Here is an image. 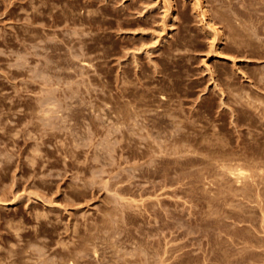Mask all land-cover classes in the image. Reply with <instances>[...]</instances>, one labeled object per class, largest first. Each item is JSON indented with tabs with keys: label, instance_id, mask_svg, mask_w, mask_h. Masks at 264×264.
I'll use <instances>...</instances> for the list:
<instances>
[{
	"label": "rangeland",
	"instance_id": "rangeland-1",
	"mask_svg": "<svg viewBox=\"0 0 264 264\" xmlns=\"http://www.w3.org/2000/svg\"><path fill=\"white\" fill-rule=\"evenodd\" d=\"M202 2L0 0V264H264V0Z\"/></svg>",
	"mask_w": 264,
	"mask_h": 264
},
{
	"label": "bare ground",
	"instance_id": "bare-ground-1",
	"mask_svg": "<svg viewBox=\"0 0 264 264\" xmlns=\"http://www.w3.org/2000/svg\"><path fill=\"white\" fill-rule=\"evenodd\" d=\"M168 1H169V0H168ZM193 1H194L195 4L198 6V9H200V12H199V13L203 16V18H205V16H206V10H205V8H204V6H203V4H202V3H203L202 0H193ZM166 2H167V1H166ZM169 3H170V2H169ZM168 5H169V4H168ZM210 27H211V26H210ZM213 27H214V26H212V29L214 30V32H216V33L219 34L220 32H217V31H218L217 28H215V27L213 28ZM216 33H215V34H216ZM68 69H69V68H68ZM74 69H75V68H74ZM76 71H77V70H76ZM39 102H40V101H39ZM119 103H120V102H119ZM135 105H136V104H135ZM134 107H135V110L138 108V107L136 108V106H134ZM134 107H133V108H134ZM158 109H159V108H158ZM162 109H163V108H162ZM162 109L158 110L157 115H159V120H160V121H166L167 118H165V114H167V113H166L165 110L162 111ZM137 110H138V109H137ZM74 111H75V110H74ZM110 111H112V110H110ZM145 111H146V110H145ZM148 111H149V110H148ZM114 112H115V113H113V114H115V115H113V114L111 113V116H112V115L115 116V117H114L115 119L120 120L121 118H123V117H121V115H120L121 112H119V111L117 112L116 110H115ZM133 112L135 113V111H133ZM136 112H137V111H136ZM168 112H169V111H168ZM138 113H139V112H138ZM136 114H137V113H136ZM136 114H135V115H136ZM160 114L163 115L164 117H161V118H160ZM172 114H173V113H172ZM124 115H125V114H124ZM124 115H123V116H124ZM109 117H110V116H109ZM157 118H158V116H157ZM157 118H156V119H157ZM169 120H170V119H168V121H169ZM173 120H174V119H173ZM170 121H171V120H170ZM240 157H241V156H240ZM243 162H244V161H243ZM234 163H235V162H234ZM257 163H258V162H257ZM258 164H259V163H258ZM245 165H246V164H245ZM240 168H241V167H240ZM242 169H243V168H242ZM232 170H233V169H232ZM241 171H242V170H241ZM233 172H234V171H233ZM237 175H238V174H237ZM237 175H236V176H237ZM243 175H244V174H243ZM238 180H239V179H238ZM96 250H97V249H96ZM95 252H96V251H95ZM132 254H133V253H132ZM126 259H127V257H126ZM129 259H130V258H129ZM129 259H128V260H129ZM139 261H140V260H139ZM72 262H73V261H72ZM122 264H123V263H122Z\"/></svg>",
	"mask_w": 264,
	"mask_h": 264
}]
</instances>
